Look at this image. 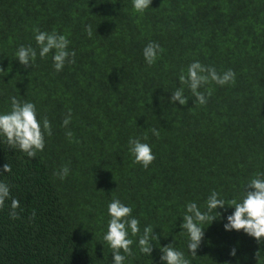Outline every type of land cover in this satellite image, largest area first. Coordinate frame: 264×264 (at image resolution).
I'll use <instances>...</instances> for the list:
<instances>
[{"label": "trees", "instance_id": "trees-1", "mask_svg": "<svg viewBox=\"0 0 264 264\" xmlns=\"http://www.w3.org/2000/svg\"><path fill=\"white\" fill-rule=\"evenodd\" d=\"M34 28L66 35L75 63L57 72L51 53L41 59ZM149 42L164 49L151 66ZM21 45L36 50L33 67L20 64ZM194 61L233 70L235 83L205 85L200 91L213 94L195 105L179 81ZM0 68V113L10 111V97L27 100L53 132L35 158L0 137V181L22 209L19 219L9 215L10 199L0 209V264H114L103 239L113 198L132 208L140 234L151 225L159 236L145 255L129 228L134 255L124 264H165L160 249L173 242L191 264H258L257 251L264 264V240L225 229L234 207L201 225L195 257L180 227L189 202L206 211L213 190L239 201L264 173V0H152L142 14L132 0H0ZM181 87L187 105L171 102ZM130 137L151 146L147 169L134 163ZM64 165L70 173L61 180L54 173Z\"/></svg>", "mask_w": 264, "mask_h": 264}, {"label": "clouds", "instance_id": "clouds-1", "mask_svg": "<svg viewBox=\"0 0 264 264\" xmlns=\"http://www.w3.org/2000/svg\"><path fill=\"white\" fill-rule=\"evenodd\" d=\"M134 10L137 13H144L152 4V0H132ZM35 40L39 45V56L41 59L52 54L53 66L57 72L63 70L66 63H75V51H69L70 44L66 35L59 34L55 30L51 33L41 31L39 28L33 29ZM89 38L93 35L92 26L87 25L85 28ZM164 49L156 42H149L143 49V56L146 63L153 65L158 55L163 53ZM16 56L21 65L24 67H33L37 52L31 46L21 45L16 52ZM3 71V68H0ZM236 74L229 69L223 74L218 73L214 67L205 66L199 61L192 62L186 71L181 70L179 81L181 85H186L195 97V105H206L208 98L213 94L212 88H206L204 92L200 91L202 87L215 82L218 85L224 86L229 83H235ZM10 111L0 113V137L5 139V142L11 149H19L27 154L29 158H35L37 152H42L45 148V136H52V125L49 119L45 116L42 120L37 118L36 105L27 100L21 101L17 97H10ZM179 102L181 105H187L188 97L184 95V88L176 89L171 95V102ZM72 111L68 110L67 116L63 120V126L71 123ZM150 131L157 138L160 132L156 128H151ZM65 135L69 140L73 139V132L66 131ZM148 139L147 134L143 137ZM129 151L134 157V163L141 164L145 169L155 160V155L148 143L141 142L140 138L130 137ZM3 171L10 173L12 171L11 164H5ZM70 173L68 165H64L61 169L54 173L59 179L64 180ZM2 174V173H0ZM115 178V175H114ZM116 180V179H115ZM103 191V190H99ZM220 197V193L213 190L206 201V211H202L197 203L189 202L186 205V212L183 215V223L180 225L189 236L188 249L193 257L197 256V249L201 246L204 238V229L201 227L208 222L209 225L220 217L221 213L217 211L219 208L234 207L233 214L227 217L228 223L224 225L228 231L243 230L248 235L257 239L258 242L264 240V173H255L246 186L243 196L238 201L233 198L226 201ZM11 200V210L9 215L12 219H19L21 209L20 201L11 197L10 186L0 181V209L5 206V201ZM108 213L110 220L107 225V232L103 236L112 251L114 264H124L127 257L133 256L131 245L133 240L129 238V228L132 236L140 234V221L131 216L132 208L123 204L120 199L113 198L108 204ZM215 213V214H214ZM32 217H35L33 210ZM153 241H159V236L154 234V229L151 225L145 226L143 233L139 235V251L145 255H152ZM174 242L161 247V261L165 264H191L190 260L185 257L182 251L177 250L173 246ZM123 252V254H122ZM231 255H236L235 248L232 249ZM260 251H257L256 257L258 264L260 260Z\"/></svg>", "mask_w": 264, "mask_h": 264}]
</instances>
